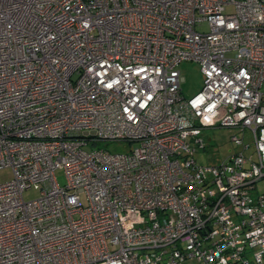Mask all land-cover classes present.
Returning a JSON list of instances; mask_svg holds the SVG:
<instances>
[{
    "label": "built area",
    "instance_id": "built-area-1",
    "mask_svg": "<svg viewBox=\"0 0 264 264\" xmlns=\"http://www.w3.org/2000/svg\"><path fill=\"white\" fill-rule=\"evenodd\" d=\"M263 84L264 0H0V264H264Z\"/></svg>",
    "mask_w": 264,
    "mask_h": 264
},
{
    "label": "rangeland",
    "instance_id": "rangeland-1",
    "mask_svg": "<svg viewBox=\"0 0 264 264\" xmlns=\"http://www.w3.org/2000/svg\"><path fill=\"white\" fill-rule=\"evenodd\" d=\"M232 8H227L226 12L231 13ZM198 31L206 32L207 25L202 24L197 27ZM180 72V87L184 99H189L198 93L202 88L203 78L200 72V67L195 62H184L179 65ZM261 92L264 94V84L261 87ZM93 131L84 132V135L93 134ZM238 134L237 129L228 128H206L202 130L201 137L205 142V150L192 155L194 160L202 166H210L222 162L230 154L239 150L230 141V137ZM246 142H250L249 134L246 135ZM92 149L106 150L110 153H125L127 152V144L124 142H101ZM56 178L60 185L65 184V176L62 170L56 171ZM11 179V170L6 168L0 171V183L7 182ZM255 193H264V179L256 183ZM38 191L31 189L23 194L24 200L37 198Z\"/></svg>",
    "mask_w": 264,
    "mask_h": 264
}]
</instances>
